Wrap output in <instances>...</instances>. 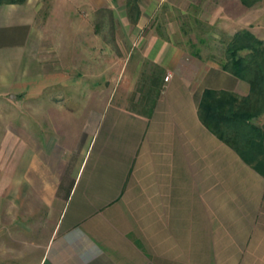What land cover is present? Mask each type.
<instances>
[{
    "label": "crops",
    "instance_id": "crops-1",
    "mask_svg": "<svg viewBox=\"0 0 264 264\" xmlns=\"http://www.w3.org/2000/svg\"><path fill=\"white\" fill-rule=\"evenodd\" d=\"M31 1L0 5V104L11 113L13 103L10 134L24 118L26 135L22 144L11 138L0 263L17 257V240L8 251L1 232L23 228L19 216L41 202L42 229L44 216L54 227L25 264H264V174L199 116L206 88L245 95L249 83L217 63L181 67L178 48H168L153 56L171 77L150 115L87 98L78 116L68 103L81 80L42 67ZM66 120L75 122L72 134ZM85 139L97 145L87 174L88 161L78 159Z\"/></svg>",
    "mask_w": 264,
    "mask_h": 264
},
{
    "label": "rangeland",
    "instance_id": "rangeland-1",
    "mask_svg": "<svg viewBox=\"0 0 264 264\" xmlns=\"http://www.w3.org/2000/svg\"><path fill=\"white\" fill-rule=\"evenodd\" d=\"M260 1L247 5L242 0H32L34 49L45 70L65 72L68 80H81V90L72 95L76 96L75 102L70 99L68 103L75 107L78 116L83 114L87 98L92 103L94 100L99 104L112 102L144 111L155 95L153 91L148 96L154 65H161L153 58L157 52L163 56L166 49L178 48L181 67L211 62L223 68L222 63L230 59L227 47L237 31L250 29L264 39V6H259ZM166 70L161 75L164 86L165 77L170 74ZM66 90L73 91L74 87ZM18 97L21 100L16 111L20 116V113L24 115V94ZM14 110L12 103L11 113ZM11 113L0 104V207L4 212L10 201L1 192L8 190L9 176L15 165L14 161L11 163L14 154L10 150L14 143L11 138L17 137L18 144L26 139L22 129L24 118L17 121L18 134H10L8 116ZM252 121L264 125V113ZM66 126L72 134L75 122L66 120ZM94 144L95 140L90 144L85 139L80 146L84 150L78 159L85 157L84 166L88 161L84 174L96 156L97 145ZM20 146L18 155L24 153ZM34 205L38 208L34 215L27 219L26 215L19 216L23 228L1 232V238L8 242L6 250L12 238L14 242L17 240V248L10 250L17 255L10 256L12 264H25L30 254L36 258L39 247H32V243L52 234L55 223L52 217L47 222L44 216L42 229L38 215L39 208L45 212L46 206L41 202ZM6 213L0 217L6 219L9 227ZM1 223L0 229L4 224ZM24 225L27 228L24 229ZM4 258L7 256L0 257Z\"/></svg>",
    "mask_w": 264,
    "mask_h": 264
},
{
    "label": "trees",
    "instance_id": "trees-1",
    "mask_svg": "<svg viewBox=\"0 0 264 264\" xmlns=\"http://www.w3.org/2000/svg\"><path fill=\"white\" fill-rule=\"evenodd\" d=\"M27 0H0V5L24 3ZM252 5L258 0H242ZM247 50L246 54L241 53ZM227 52L230 59L222 63L224 70L247 81L248 94L228 89L206 88L199 103L202 122L219 138L264 174V125L252 120L264 113V39L250 29H241L232 37ZM198 54V53H197ZM148 96L154 97L143 112L150 115L164 89L161 75L165 69L155 64Z\"/></svg>",
    "mask_w": 264,
    "mask_h": 264
},
{
    "label": "built area",
    "instance_id": "built-area-1",
    "mask_svg": "<svg viewBox=\"0 0 264 264\" xmlns=\"http://www.w3.org/2000/svg\"><path fill=\"white\" fill-rule=\"evenodd\" d=\"M170 76H171L170 74L166 75V77H165L166 80H168L170 78Z\"/></svg>",
    "mask_w": 264,
    "mask_h": 264
}]
</instances>
